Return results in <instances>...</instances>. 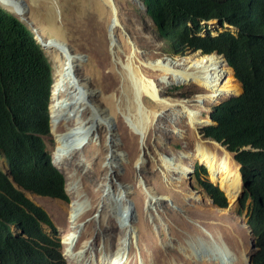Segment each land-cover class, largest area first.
<instances>
[{"label": "rangeland", "instance_id": "rangeland-1", "mask_svg": "<svg viewBox=\"0 0 264 264\" xmlns=\"http://www.w3.org/2000/svg\"><path fill=\"white\" fill-rule=\"evenodd\" d=\"M115 1L120 11L119 25L122 27L124 40L114 36L115 26L110 24V7L103 0H100L101 11L95 10V0H26L22 5L27 13L30 12L38 19L41 27L42 23L50 27L54 26V31L44 33L45 36L50 37L54 32V37L59 40L50 45H66L61 48L63 51L67 50L68 64L73 75L89 83L87 86L89 91L84 90L87 102L81 114L90 104L92 115L86 122L88 124L92 120V124L86 125L81 133L86 135V142H90L81 149L70 150L67 155L57 158L55 154L58 152L56 148L58 144L55 136L64 130L68 117V115L64 117L65 109H61L59 104L53 108L54 120L51 132L45 137L48 152L54 160L59 162L66 176L68 194L75 200L73 193L81 191L77 199L80 208L79 216H86L84 220L91 215L94 217L92 221L86 223L81 242L91 240L93 253L98 254L101 249L107 254L114 253L119 238L124 234V228H121L119 223L118 212L123 209V202L129 196L134 206V218L130 221L137 232L132 240L140 242L141 237L143 240L141 247L144 248L143 244H147L149 252H144L146 264H194L196 261L201 264L205 255L198 249L194 254L197 236L201 233L193 223L202 222L206 226L203 221L208 228L214 229V232H210V229L203 227L210 232V234L204 233L206 238L210 237L216 241L215 237H219L217 238L219 240L221 233L225 231L234 240L243 257L245 252L251 250L253 236L248 237L249 232L243 226L246 225L244 221L241 222L239 219L236 222L233 221L235 218H232V213L235 215L240 211L239 204L228 198L233 206L230 207L229 202L228 209L232 213L216 212L219 208L213 205L200 187L195 174L191 180L187 176L182 177L183 180L177 177L179 173L176 168L179 170L186 168L190 162L188 156L194 154L197 149L194 130L187 123V119L177 113L181 110L170 107L169 111H165L154 98L144 96L143 103L148 113L142 112L139 108L135 113L130 114L131 100L126 98L125 86H122L120 80L134 82L132 69L125 68V73L117 72L120 80L109 73L110 60L123 61L134 53L140 54L145 59L188 56L195 61L199 57L191 56L193 53H175L168 41L159 35L145 6L134 0ZM212 22L210 21L209 28L214 34L223 31L219 24ZM24 24L34 29L37 26L33 20H27ZM60 32L64 36L57 35ZM47 56L52 64L54 76L58 75L60 60ZM149 66L157 73L156 76L149 78L158 81L159 85L166 88L162 93L163 98L191 99L201 92L193 79L172 82L171 76L167 75L164 80H161L160 69L150 64ZM97 69L101 74L99 78L95 72ZM233 84L240 88L237 89V92H240L241 86L236 79L233 80ZM229 97H223L221 103L233 98ZM95 103L107 108L110 116L105 117L101 108ZM219 104L209 105L211 112ZM155 113L159 115L155 117ZM97 123H104V126L99 127ZM212 125L203 126L201 132L198 130L200 136L203 135L204 129ZM77 127L75 126V129ZM176 130H180L183 135L180 136ZM144 133H146L145 136ZM143 138L145 145L142 143ZM202 138L206 141H214L203 136ZM199 165L203 166L196 162L194 169ZM0 167L7 172V164L1 155ZM168 169L171 170L172 176L167 184V181L162 178L161 171ZM146 192L155 195L157 200H154V206L157 212L147 209ZM118 197L122 200L116 201ZM31 199L56 218L60 214L69 215L70 213V206L67 204L35 196H31ZM249 205L248 201L246 207L241 209L240 217L245 221L248 218ZM206 212L208 214L204 215ZM225 214H228V217L224 218ZM152 221L159 226V231L153 228ZM142 223L146 225L142 226ZM227 225H230V228L226 227ZM62 226L63 230H67L68 221L67 225L62 224ZM147 227L151 228V232L149 229L144 230ZM191 227L195 232L191 231ZM191 259L193 263H190ZM206 261L208 263L205 264L217 263L216 260L211 261L208 258Z\"/></svg>", "mask_w": 264, "mask_h": 264}, {"label": "trees", "instance_id": "trees-1", "mask_svg": "<svg viewBox=\"0 0 264 264\" xmlns=\"http://www.w3.org/2000/svg\"><path fill=\"white\" fill-rule=\"evenodd\" d=\"M142 1L175 53L224 54L243 86L242 95L214 108L216 124L205 135L235 153L241 165L240 204L245 208L249 201L248 223L256 239L253 264H264V0ZM215 19L239 31L212 36L202 22ZM204 29L205 36L199 35ZM53 83V68L35 34L0 7V154L8 165V173L0 168V212L22 202L14 183L42 196L64 194V177L52 166L42 138L50 133ZM207 175L204 167L196 168L201 187L226 208L227 198Z\"/></svg>", "mask_w": 264, "mask_h": 264}, {"label": "bare ground", "instance_id": "bare-ground-1", "mask_svg": "<svg viewBox=\"0 0 264 264\" xmlns=\"http://www.w3.org/2000/svg\"><path fill=\"white\" fill-rule=\"evenodd\" d=\"M25 1L26 0H0V6L15 14L23 22L24 21L26 22L27 20H33L37 24V26L36 29L34 28H30V29L35 34L37 40L44 44L43 47L46 54L50 55L51 57H56L57 59L60 60V64L58 65L59 74L54 76L55 83L53 86L52 102H51L52 114H53V108L57 104H59L61 109H65L66 114L64 115V117L68 115V117L66 118V124L64 130L62 132L57 133L55 136V139L58 144L56 147L58 149V152H56L55 155L59 159L62 156L67 155L70 150L76 151L77 149H81L82 147H85L86 144L90 142V141L86 142L87 140L86 135H83V133H81V131L85 128L86 125H88L89 123L92 124V120H90L88 124L86 122V120L89 119L92 115V109L89 108V106H91L90 104L86 106L87 108L81 114V111L85 108L87 102L84 96V90L86 89L87 92L89 91V89L87 88L89 83L88 81L83 80L81 77L73 75V72L71 71V68L69 67L68 64L69 57L67 54V50L63 51L61 48V47H66V45L63 46L50 45L59 40L56 37H54V32L51 34L52 36L50 37H47L44 34L46 31L47 32L50 31V33L51 31H54V26L50 27L47 24L42 23V27H41L38 19L34 17L30 12L27 13L23 9L22 5H24ZM103 1L109 4L110 7V11H111L110 24H113L115 26V30L113 32L114 36L116 38H122L124 40L121 30L122 27H120L119 25L121 21L120 11L118 10L116 1L115 0H103ZM95 10L96 11L102 10L100 6V0H95ZM61 32L57 35H63ZM103 33L104 30L102 31V34ZM46 40H47V44H46ZM48 40L50 41V43H48ZM191 56H197V58L199 57V59L193 61V59L188 56L175 57V58H171L169 56H166L164 58L148 57L145 59L140 54L134 53L132 56H128V58L126 59L127 61L126 60L121 61L120 59L119 60L117 59L113 62L110 60L109 73L114 74L116 78L120 80L117 76V72L125 73V68L132 69V76L134 77V82H126L125 80L123 81L120 80L122 86H125L124 91L126 98L128 97L131 100L130 111H129L130 114L135 113L136 110L139 108L142 110V112L148 113L143 103V97L149 96L154 98L157 104H159L165 111L167 110L169 111L170 107H173L175 109H180L181 112H177V113H179L181 116L187 119V123L195 132V142L197 149L194 154L188 156L190 162L186 168L184 167L182 170L176 168L178 173L180 174L179 175L177 173L178 174L177 177H179L182 180L186 176L189 178L194 170V166L196 162H198L207 167L209 173L211 174L210 177L212 181L223 190L227 198H230L231 200L238 202V200L241 197L240 189H242L241 173L239 170V165L234 159V155L230 153L221 144H218L215 141L204 140L202 138V136L204 137V135L200 136L198 130H200L201 132L203 126H208L210 124H213L212 121L210 120L211 108L209 107V105L221 103L223 97L226 96L233 97L239 95L240 92H237V89L240 88L235 84H233V80H235L234 76L232 75L233 70L227 65L226 60L222 56L216 53H213L211 55H201L200 53H195ZM134 63L136 66L134 65ZM136 63H138V65ZM149 64L158 67L160 69L162 73L160 78L161 80H164L167 75L171 76L172 82L186 81V80L192 81L193 79L194 81L197 82L201 92H198L191 99L163 98L162 93L165 91L166 88L165 86L159 85L158 81H153L149 78L150 76L157 75L155 69L149 66ZM95 72L97 73V76L99 78L100 77L99 75H101L99 70L97 69ZM71 78L73 79L72 81ZM57 92H59L58 95ZM105 100L108 101L107 98ZM96 106L101 108V111L105 115V117L110 116L109 110L105 108L103 105L98 103ZM111 107L113 110V105ZM112 110H111V114H112ZM126 113L127 115L130 116V114L127 111ZM157 114L159 115V113H155V117L157 116ZM52 117L54 120V115H52ZM97 124L99 125V127L104 126V123H97ZM75 126L78 127L75 129ZM176 131L180 136L183 135L182 133H180V130H176ZM145 135L146 133H144V136ZM142 143L143 145H145L144 138L142 139ZM57 163L59 164V162ZM58 167L62 170L60 165H58ZM161 175L164 181H167L168 184L172 176L171 170L168 169L167 171H161ZM139 184L141 185V183ZM75 192H77V190H75ZM125 194L127 195L128 193L125 191ZM125 194L123 193V195ZM180 195L183 196L182 193H180ZM148 196H151V200L148 203L147 209L150 210L151 212H157V209L154 206L155 204L154 200H157L155 195L146 192V198H148ZM129 200L130 199L128 196V199L126 198L125 201L123 202L124 207L128 205ZM228 201L230 202L229 199ZM230 207H233L231 202H230ZM219 211H221L222 213H229V212L232 213L231 211H229V209H224V210L217 209L216 212ZM206 214L208 213L206 212L204 215ZM223 217L224 218L228 217V214L223 215ZM60 219L63 224H65L66 221L69 220L68 223L70 226L68 233L63 232L65 233L63 240L65 244L66 257L72 258L73 256H79V257L83 256L89 248H85L84 250H79V251L75 250L77 241H80L82 239V236H80L82 232H78V229L80 228V216L77 205H74L72 207L68 218L64 214H62L60 216ZM119 220L122 221L121 217H119ZM127 222L128 220L126 219L123 220V223H127ZM143 225L145 224L142 223V226ZM153 225L155 226L156 224ZM195 226L201 233V235L198 236L199 238H204L205 237L204 233L210 234V232H207L205 228H203L204 226L201 223L196 222ZM243 226L247 228V232H249L248 225L246 224ZM226 227L230 228V225H227ZM208 229H213V227H210ZM144 230L147 231L148 227ZM124 232L127 233L129 238L127 240L122 239L121 245L116 254L114 253V255H106V253H104L100 258L91 255L89 258L83 257L79 262L74 260L72 264H97V263L146 264L144 259V252H149L147 244H143L145 246L144 248L141 247V243H143L141 237L139 238L140 242H135L134 240H132V238H134V234L137 233L133 224L125 225ZM84 244L85 247L90 246L92 244V241L87 240L85 241ZM241 248H242V244H241ZM249 251L252 253L251 250ZM206 260L203 261L201 264L208 263ZM216 261H217L216 264H223V262L219 260V258L216 259ZM190 263H193V261L190 260ZM194 264H198V263L194 262Z\"/></svg>", "mask_w": 264, "mask_h": 264}, {"label": "clouds", "instance_id": "clouds-1", "mask_svg": "<svg viewBox=\"0 0 264 264\" xmlns=\"http://www.w3.org/2000/svg\"><path fill=\"white\" fill-rule=\"evenodd\" d=\"M210 21H213L212 23H215L216 25L219 24L220 27H222L223 31H220V32H217V33L214 34L212 29L209 28ZM210 21L202 22V25L203 26H208V30H210L212 36H218V35H220V34H222L224 32H227V31H231L233 33L239 31L237 28H235L234 26L229 25L228 23L224 24V25H221L219 23V21L216 20V19L215 20H210ZM205 34H206V29L202 30L199 33V35H201V36H205ZM262 35L264 36V33ZM43 51L45 52L44 49H43ZM187 53H189V54L200 53L201 55H211L213 53H216V54H218V55H220L222 57L224 55V54H220L218 52H213L211 54H203L202 50H198L196 52H187ZM46 56H47V54H46ZM224 57L223 58L226 60L227 65L233 70V68L228 64V61H227V58H226L225 55H224ZM51 66H52V64H51ZM233 76L237 80L239 85L241 86V90H240L241 94L240 95H242L243 94V86L239 82V80L236 78L234 70H233ZM53 79H54V83H55L54 71H53ZM54 83H53V86H54ZM52 93H53V88H52ZM233 98H235V97H233ZM230 99H232V98H230ZM51 102H52V94H51V101H50V106H49L50 132H51V127H52L51 125H52V121H53V117H52L53 114L51 112V108H52L51 107ZM224 102H222V103H224ZM212 113H213V111L210 113L211 116H212ZM212 123H213V125L216 124L214 121ZM206 129H204V130H206ZM203 131H202V133H203L205 138H208L210 140H214V141L218 142L215 139L206 137L205 132H203ZM45 137L46 136H43L42 138H43L44 143L46 145ZM218 144H221L222 146H224L220 142H218ZM46 148H47V145H46ZM246 149H251V148L247 147ZM47 152H48V149H47ZM229 152L234 155V159H235V153H233L231 151H229ZM50 156H51V162H52L51 164H52V166H54L64 177V180H65L64 194L61 193V195L59 194V195H55V196H42V195H38L36 193L30 192V191L22 188L21 186L17 185L16 183H14L16 189L23 195L22 196V202H20V204L17 205V208L14 209L13 211L9 210V211H5V212H0V264H72L74 260L79 262L83 257L89 258L91 255H93V256H95L97 258H100L102 256V254L106 253L102 249H101V251L98 254L97 253H93L91 251L93 249L92 246H91L92 244L90 246H86L85 247V244H84L85 241L81 242V240H82L81 239L80 241H77V245H76L75 250L79 251V250H84L85 248H89L85 252V254L83 256H80V257L79 256H73L72 258L66 257V255H65L66 254L65 253V244H64V240H63V237H64L65 233H63V232H67L68 233L69 227H70L69 223H68L67 230H63L62 229L63 228V226H62L63 223L61 222V219H60V216L62 214H60L57 217L58 218L57 219L56 217L52 216L51 214L49 215L48 212L43 207L39 206L38 204H36L31 199V196L52 199V200H55V201H58V202H61V203L69 205L70 206V212H71L72 207L74 205H77L78 212L80 211L79 210L80 209L79 208V201L77 199L80 196L81 191L77 192L75 194L73 193V195L75 196V200H73L71 195H69L68 191H67V179H66L65 174L62 172L63 169L61 170L58 167V165H59L57 163L58 161L54 160V157L51 154H50ZM4 160H5V158H4ZM235 161L237 162L236 159H235ZM5 162H6V160H5ZM6 164H7V162H6ZM238 165H239V170H240L241 169V165L239 163H238ZM199 166H201V165H199ZM7 167H8V165H7ZM197 167L198 166L195 167V169L193 170L192 174L190 175V177H189L190 180L193 178V174H195V177L197 179V176H196V168ZM202 167H204L207 170V173H208L207 179L214 186L218 187L223 192V190L212 181V179L210 177L209 170L207 169V167L204 166V165ZM1 170L3 172H5L2 168H1ZM5 173H8V170ZM240 173H241V170H240ZM241 185H242L241 191H243L244 183H243L242 174H241ZM200 187H201V185H200ZM204 192H205V190H204ZM206 195L209 197V199L213 203V205L216 206L217 208L223 209V210L224 209H228L229 201H228V198L225 195V193H224V195H225V197L227 198V201H228V206L226 208H222V207L217 206L214 203V201L212 200V198L207 193H206ZM243 196H244V192H243ZM243 196H241L240 199L237 202V205L239 204V206H240V208L242 210H243V208L241 207L240 202H241V199L243 198ZM27 200L31 204H29V203L27 204V202H26ZM115 200L116 201H120V200H122V198L118 197ZM150 200H151V196H148V198H147V208H148V203L150 202ZM35 208H36L37 212L43 213L45 215L46 219H44L43 216H36ZM133 208H134V206L129 200L128 205L126 207H123V209L119 210L118 219H119V217H121V219H122V221L119 220L121 228H124V226L127 225V224L128 225L131 224L130 220H132L134 218ZM241 209L238 212L239 214L236 213L234 215V213H233L232 218L233 217L235 218V220H233L234 222H236L239 219V221H241V222L244 221L248 225V227H249L248 237L251 236V235L253 236V240L251 241V247H250V249L252 251V253L250 254V257L253 256V261H254V257L256 255V251H257V249H256V241H255L256 240L255 239V234L253 232L252 227L248 223V218H247V221H245L244 218L240 217V215H242V210ZM65 216L68 218L69 215L65 214ZM84 217H86V216H80V228L78 229V232H82L80 236H82V234H83V231H84L86 223L92 221L93 218H94L91 215L89 218L84 220ZM124 219L128 220V222L127 223H123ZM68 222H69V220H68ZM197 223H201L202 224V222H197ZM203 223L206 226H204L203 224L202 225L204 227L208 228V225L205 223V221H203ZM65 224L67 225V221H66ZM152 224H155V223L152 221ZM193 224H195V223H193ZM193 224H192V226H193ZM157 226H158L157 224L155 226L153 225V228L155 230L159 231V226L158 227ZM216 227H219V226L216 225ZM148 229L150 230L151 228H148ZM216 229H218V228H216ZM192 230L194 231L193 227H191V231ZM213 230L214 229H210V232H214ZM150 232H151V230H150ZM191 235H193V234H191ZM128 238H129V236L127 235V233L124 232L123 236H121L119 238V240H118L117 249L114 252L115 254L118 252V249H119V247L121 245L122 239L123 240H125V239L127 240ZM217 238H219V237H215L216 241H213L214 239H212L210 237H207V238L206 237H204V238H199L198 237L197 246L194 248V254L196 253V249H198L202 254L205 255V257H203V261L205 260V258H208L211 261L212 260H216V259L219 258V260H221L223 262V264H232L233 263V258L235 257V253L231 249V245H232V246H234V248L236 249V252L238 254V264H239L242 255H241L239 249L236 247V243L234 242V240L229 237V234H227L225 231H223L221 233V237H220L221 239L217 240ZM248 245H249V238H248ZM127 246H128V243H127ZM218 246H220V248ZM114 253H112V254H107L106 253V255H114ZM250 257H249L248 264H251ZM196 263H197V261H196ZM97 264H99V263H97ZM252 264H253V262H252Z\"/></svg>", "mask_w": 264, "mask_h": 264}, {"label": "flooded vegetation", "instance_id": "flooded-vegetation-1", "mask_svg": "<svg viewBox=\"0 0 264 264\" xmlns=\"http://www.w3.org/2000/svg\"><path fill=\"white\" fill-rule=\"evenodd\" d=\"M231 249L233 250V252L235 253V257L233 258V263L232 264H238V254L236 252V249L234 248V246L231 245ZM247 254V255H246ZM251 252H245L244 256L241 257L240 263L239 264H248L249 261V257H250Z\"/></svg>", "mask_w": 264, "mask_h": 264}, {"label": "water", "instance_id": "water-1", "mask_svg": "<svg viewBox=\"0 0 264 264\" xmlns=\"http://www.w3.org/2000/svg\"><path fill=\"white\" fill-rule=\"evenodd\" d=\"M135 2H137V3H140V4H142L143 6H145V4H144V2H142L141 0H134ZM1 7V6H0ZM1 8H3V7H1ZM4 10H6V11H8L9 13H11V14H13L12 12H10L9 10H7V9H5V8H3ZM14 16H16L15 14H13ZM17 17V16H16ZM18 18V17H17ZM21 22H23L20 18H18ZM24 23V22H23ZM31 30V29H30ZM32 31V30H31ZM36 38V37H35ZM36 40H37V38H36ZM37 42L41 45V47H42V49H44V47H43V43H41L40 41H38L37 40ZM48 43H50V41L48 40ZM201 52V51H200ZM223 57H224V55H223ZM76 58H77V56H76ZM225 58V57H224ZM82 95V94H81ZM210 120L213 122V119H212V116L210 115ZM216 142V141H215ZM216 143H218V142H216ZM241 196H243V191H241ZM250 261H251V264H252V262H253V256H251L250 257Z\"/></svg>", "mask_w": 264, "mask_h": 264}]
</instances>
